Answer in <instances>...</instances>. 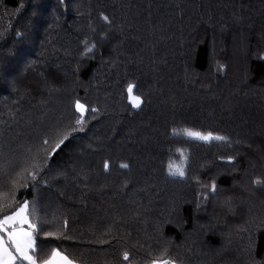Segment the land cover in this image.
Returning a JSON list of instances; mask_svg holds the SVG:
<instances>
[{"label":"trees","instance_id":"obj_1","mask_svg":"<svg viewBox=\"0 0 264 264\" xmlns=\"http://www.w3.org/2000/svg\"><path fill=\"white\" fill-rule=\"evenodd\" d=\"M25 203L38 262L264 264V0H0V219Z\"/></svg>","mask_w":264,"mask_h":264},{"label":"snow or ice","instance_id":"obj_2","mask_svg":"<svg viewBox=\"0 0 264 264\" xmlns=\"http://www.w3.org/2000/svg\"><path fill=\"white\" fill-rule=\"evenodd\" d=\"M103 19L105 21L109 20V17L106 15H103ZM134 85L128 84L127 91L129 93V98L131 102L133 103L134 107L139 108L142 103V99L140 96H133ZM75 107L77 111L80 113H83L86 111L85 105L80 103L79 100L75 102ZM93 112L97 111L96 109H92ZM78 125H81L80 130H83V120L78 119L76 121ZM75 131V129H73ZM185 132L190 137H196L200 140L208 141L213 138L215 139H225L224 137L216 136L213 137V133H202L200 131H193L190 129H185ZM67 135L63 136L62 139H60L53 149V151L56 148H59L64 141L67 139ZM47 143V141H45ZM105 168L108 167V164L105 163ZM122 167H128V165H122ZM172 165H169V171H172ZM177 173L180 176H183L185 173L182 170V168L177 167ZM256 183H261V181L257 180ZM215 184L212 185V189L215 190ZM0 207H3V205H0ZM27 208V203H25L24 206H21L18 210L13 212L12 215H5L3 219H0V231H6L8 225H15L16 222H19L20 224L29 223V227L32 229H35V225L31 224L28 221L27 216L25 215ZM8 235V241L6 242L2 236H0V264H14V261L16 260V256L13 255V248L15 253L19 255V258L22 260L28 261V264H74L73 260H70L67 256L62 255L59 251L53 250L52 256L48 259H41L39 262L35 258L34 255L29 254L30 249H34L36 247L35 239L32 235L31 231H25L23 228L16 229L15 227L12 228V230L7 231ZM7 245V246H6ZM58 258V259H57ZM124 259H128V253L124 254ZM153 264H156L154 261ZM164 264H171V262H164Z\"/></svg>","mask_w":264,"mask_h":264},{"label":"rangeland","instance_id":"obj_3","mask_svg":"<svg viewBox=\"0 0 264 264\" xmlns=\"http://www.w3.org/2000/svg\"><path fill=\"white\" fill-rule=\"evenodd\" d=\"M132 95L133 96H136L133 92H132ZM127 99H128V102H129V104L132 106V108H134V109H137V107H134L133 106V103L131 102V100H130V98H129V93H128V91H127ZM188 136V135H187ZM189 138H191V139H195V140H198V141H201V142H206V141H204V140H200V139H198V138H196V137H190V136H188ZM213 137H215V136H213ZM214 139V138H213ZM212 140V139H211ZM208 141H210V140H208ZM22 206H24V205H22ZM26 211H27V208H26ZM12 215V214H11ZM25 215H26V212H25ZM27 216V215H26ZM13 227H15L16 229H20V228H23L25 231H30V227H29V223H24V224H20L19 222H16L15 223V225H8L7 226V230L6 231H3L4 233H5V235H6V237H7V239H8V235H7V231H10V230H12V228ZM1 236V235H0ZM7 246V245H6ZM30 251V250H29ZM17 254V253H16ZM18 255V254H17ZM19 256V255H18ZM58 259V258H57ZM26 261V260H25ZM28 262V261H27ZM159 264V263H158Z\"/></svg>","mask_w":264,"mask_h":264}]
</instances>
